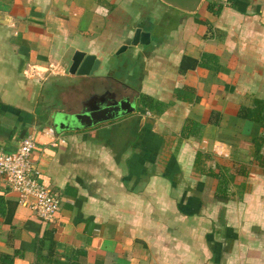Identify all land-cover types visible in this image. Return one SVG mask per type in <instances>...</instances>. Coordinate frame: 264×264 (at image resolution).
Wrapping results in <instances>:
<instances>
[{"label":"crops","instance_id":"crops-1","mask_svg":"<svg viewBox=\"0 0 264 264\" xmlns=\"http://www.w3.org/2000/svg\"><path fill=\"white\" fill-rule=\"evenodd\" d=\"M135 27L147 43L130 44ZM125 44V47H119ZM98 59L68 72L73 50ZM208 53V56L202 53ZM32 68V73L28 71ZM175 88L188 90L176 97ZM139 92L166 103L94 125L44 126L75 100ZM264 0H0V149L30 135L32 173L56 191L51 221L0 176V264H264ZM60 103V105L58 104ZM220 147L222 153H214ZM206 166L244 164L226 199Z\"/></svg>","mask_w":264,"mask_h":264},{"label":"water","instance_id":"water-1","mask_svg":"<svg viewBox=\"0 0 264 264\" xmlns=\"http://www.w3.org/2000/svg\"><path fill=\"white\" fill-rule=\"evenodd\" d=\"M187 11H193L200 0H163ZM149 34L147 31L135 27L130 39V44L147 43ZM125 47L122 44L119 49ZM98 59L93 54L75 49L72 52L68 72L76 74H91L97 67ZM83 107L78 111H58L51 115L48 123L53 129L65 128L79 129L94 125L98 122L110 120L124 115L135 109L134 100L128 95H116L113 92H104L99 95H91L82 101ZM55 131V130H54Z\"/></svg>","mask_w":264,"mask_h":264},{"label":"built area","instance_id":"built-area-1","mask_svg":"<svg viewBox=\"0 0 264 264\" xmlns=\"http://www.w3.org/2000/svg\"><path fill=\"white\" fill-rule=\"evenodd\" d=\"M32 68L28 73H32ZM43 132L48 133L55 141L62 142L51 126H44ZM34 141L30 135L23 136L17 147L11 151L0 149V176L10 184L16 192L18 202L25 203L36 216L45 221H51L58 207V193L41 183L32 173L30 151ZM214 153H222L220 147L214 148Z\"/></svg>","mask_w":264,"mask_h":264},{"label":"trees","instance_id":"trees-1","mask_svg":"<svg viewBox=\"0 0 264 264\" xmlns=\"http://www.w3.org/2000/svg\"><path fill=\"white\" fill-rule=\"evenodd\" d=\"M202 55L208 56V53L204 52ZM188 90L183 88H175L174 94L176 97L188 98L186 94H188ZM136 104L141 109H148L153 111L154 113H159L163 110L166 105L165 102L142 92H139L136 99ZM238 116L251 119L260 123L262 127H264V98L254 96L251 99L250 105H241L238 108ZM262 135H257L253 142V155L257 159L261 160L264 164V159L260 158L261 153L259 152L260 141ZM210 154L206 151L197 149L195 151L193 161H192V169L196 173H204L211 175L216 178V187L213 191V195L218 199H226L229 194L228 184L232 183L235 175L237 174H246V169L244 168V164L235 163L231 165V167H225L223 165H216V169H212L205 164V159L209 158Z\"/></svg>","mask_w":264,"mask_h":264},{"label":"rangeland","instance_id":"rangeland-1","mask_svg":"<svg viewBox=\"0 0 264 264\" xmlns=\"http://www.w3.org/2000/svg\"><path fill=\"white\" fill-rule=\"evenodd\" d=\"M82 101H84V100H82ZM82 101L75 100L74 102H72L73 104H70V105L68 106V110H69L70 112L80 110V109L83 107V103H82ZM58 104L60 105V103H58Z\"/></svg>","mask_w":264,"mask_h":264}]
</instances>
